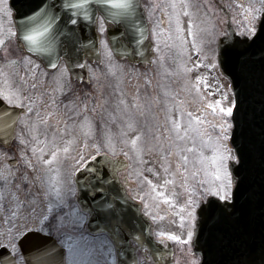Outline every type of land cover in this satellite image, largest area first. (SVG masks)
Listing matches in <instances>:
<instances>
[{"label": "rangeland", "instance_id": "obj_1", "mask_svg": "<svg viewBox=\"0 0 264 264\" xmlns=\"http://www.w3.org/2000/svg\"><path fill=\"white\" fill-rule=\"evenodd\" d=\"M9 1L0 0V36L7 37L6 45L14 39V36L8 37V29L15 31L12 10L11 15L8 14L11 9ZM249 2L250 0H239V3L245 5ZM199 3L201 5L199 10L193 9L196 15H181L180 17L181 27L185 30L186 37L183 50L178 46V41L169 43L170 40L161 38V44H164L162 46L164 53H160L162 56L160 60L157 56L158 61L156 59L157 62L155 61L156 64L154 63V68L151 70L143 71L127 63L119 62L113 57V54L111 58L108 57L103 44V62L102 65H92L93 67L90 68L92 73L90 85L72 86L64 66H61L53 74H47L43 70L34 68L33 65L28 64L25 67L18 63L17 66L21 65L22 67L21 77H25L26 71L35 72V79L28 76V81L29 83L39 82L36 89L29 88L27 84L23 86V96L25 97L23 105L29 99L33 100L34 104L28 103V107H33V112L28 113L29 116L21 122L19 141L31 143L30 148L33 149V147L41 146L36 137L39 140L44 139L42 140L46 152H43L44 159H48L51 152L60 149L58 160L61 178L73 181L77 172L75 161L80 156L95 155V144L102 143L103 147L100 151L106 150L113 154L106 142L110 137L116 149L115 153L126 155L132 164L130 170L138 179L136 196L140 195L146 199L149 210L155 211L156 217L159 219L161 217L163 223L168 225L170 224L167 219L169 209L172 210L171 212L175 210L176 215L190 216L198 204L197 195L205 196L201 182L203 181L206 186L208 179H214L205 175L204 166L199 159L201 153L209 158L208 171L211 172L213 166L210 158L217 142L216 138L226 136L227 139H221L220 142L231 150L229 145L230 131L232 130L231 117L226 112H220V108L234 105L230 82L220 72L217 55L214 54V50L217 53V41L220 36V34L218 35V23L222 21L223 24L224 19L220 16L219 19H215L210 8L207 9L208 14L205 15L203 2L199 0ZM232 5L237 11L236 21L243 29L246 24V21L242 19L244 13L235 0L232 1ZM190 19L195 24L196 45L208 46L210 50H205L202 47L200 53L195 51L196 45L191 43L193 37L188 31ZM163 21V28L170 30L175 35V19L173 18L170 22L169 16L164 14ZM213 25L214 27H212ZM200 29H206V31L202 32ZM163 35L166 36V33ZM102 40H106L105 33L102 34ZM212 41H215V45ZM168 44L169 47L166 46ZM197 61H200V64L194 67L197 65ZM110 64L115 66V72L109 67ZM209 64L215 66L208 67ZM0 65L5 66V61L0 60ZM8 74L10 75V72ZM0 78L4 77L0 76ZM66 81L69 83L65 85ZM3 87H5L4 81L0 80V88ZM39 93L44 94L42 100L38 98ZM52 98L55 99L54 105L50 103ZM217 101H219L218 104ZM85 103H87V110L83 108ZM209 104H213L215 107L208 108ZM48 112L53 113L51 118L47 117ZM75 112L81 116L77 117L74 115ZM37 113H39V119H47L48 124L41 125V130L38 128L34 131V127L32 129L30 125L37 120ZM189 113L192 114L191 117H189ZM197 115H201L199 126L194 120ZM85 118L91 125L90 129L86 126L82 127ZM129 118L136 121L133 128L128 127ZM205 119L208 123H203ZM173 120L180 125L178 134ZM224 121L231 125L227 131H222L218 127ZM51 125L54 126L51 127ZM28 127L30 135L34 136L33 139L28 136ZM37 130L49 131L47 138H39L36 134ZM201 132L203 135L198 134ZM138 133H142L137 141V145L142 148L140 154L131 144ZM177 135L183 139H178ZM193 145L196 150H189L193 148ZM66 147L69 149L67 153L63 151ZM231 152L235 156L234 151L231 150ZM182 156H187V161L182 160ZM13 157L14 153L0 149V179L7 175L9 182H12V185L9 184L11 191H15V185L20 183L19 177L25 171L28 172L29 180L39 174L29 170L26 161L22 166L19 164L17 167H10L7 164L8 159ZM27 159H32V157L29 155ZM229 161L231 160H226L225 164L228 165ZM177 164L180 167H177ZM168 165L171 166L168 167ZM183 169H187V172ZM9 173L14 175H8ZM194 173L198 174L194 175ZM148 181H152V184H149ZM45 183H47V178H45ZM215 183L219 185L220 181H215ZM0 185V189L6 188L3 186L4 183L0 182ZM190 189H194V191H189ZM45 190V187H40V181H37L32 186L31 195H27L22 189L19 198L21 201L32 199L39 192L41 195L35 200V207L39 213L43 211L47 203L43 195ZM158 192H164L165 196H170L172 199L165 200L163 196L157 195ZM195 192H198L197 195ZM189 195L195 201V206L188 203ZM222 195L224 196L223 189H221ZM9 198L10 192H6L5 200ZM15 203L13 201V204ZM176 203L180 206L175 205ZM0 210V233H3L5 229L11 228L15 223L11 212L17 211V209L10 207L7 213L2 208ZM19 210L31 211L30 208L24 209L23 207ZM2 239L3 235H0V240Z\"/></svg>", "mask_w": 264, "mask_h": 264}, {"label": "snow or ice", "instance_id": "obj_2", "mask_svg": "<svg viewBox=\"0 0 264 264\" xmlns=\"http://www.w3.org/2000/svg\"><path fill=\"white\" fill-rule=\"evenodd\" d=\"M235 2L244 13L242 19L246 21L240 35L245 37V42L251 41L254 43L260 34H264V0H250L247 5L239 3V0H235ZM200 7L199 0H170V2L163 4L151 5H141L139 0H41V3L30 14L23 16L17 23L16 31L8 29V37L16 36L19 47L27 50L30 54L40 53V58L44 54L50 56L52 53H57L55 63L50 59L48 60L50 66L56 68L59 66V53L57 50L62 48L66 56L72 50L78 51V49H75V41L79 37L78 30L85 24L98 28L99 33H106L109 31L108 23L111 22L114 26L112 31L117 34L112 37L116 44L119 43V37L127 40L132 45H142L146 30L145 25L149 24V18L145 15V11L150 10L151 14L154 15L155 10L159 9L162 14L169 16L170 22L173 18L175 19L176 35L174 36L170 30L162 27L164 21L161 16L154 24L150 25L157 41L161 40V33H166L164 39L178 41V46L183 50L186 37L184 35L185 30L181 27L180 17L181 15L194 16L196 12L193 9L198 11ZM204 7L205 15H207V9L211 5H205ZM8 14L11 15V9H9ZM188 24L190 25L188 31L193 37L191 43L196 45L197 33L194 21L190 19ZM70 26L73 27L70 28ZM200 31L204 32L206 29H200ZM223 35L225 39L217 44V48H220V45H225V47L218 53L214 50V54L220 57L226 54L229 47L227 44L228 33ZM6 39L7 37L0 36V59H3L9 66L19 63L27 67L28 64H32L31 55L13 59L12 52L6 45ZM91 43L89 41V44ZM101 43L106 49L107 56L111 58L113 48L109 47L107 40H102ZM157 51H159V48H157ZM195 51L200 53L201 47L196 45ZM199 64L200 61H197V65H194V67ZM33 66L36 69L40 67L39 64ZM207 66L214 67L215 65L209 64ZM67 67L66 64L65 68ZM109 67L115 72L114 65L110 64ZM3 68L4 65H0V76L4 77L5 84V87L0 88V134L11 138L15 135L18 113L15 111V107L9 106L22 107L25 99L23 86L27 84L29 88L36 89L39 82L29 83L27 77L30 76L35 79L36 73L26 71L25 77L20 78V84L15 85L12 83L9 74L3 72ZM205 86L208 87V85ZM38 98L42 100L44 94L39 93ZM28 103L32 105L34 101L29 99ZM50 103L54 105L55 99L52 98ZM218 103L219 101H217ZM125 107H128L126 103ZM214 107L213 104L208 105V108ZM83 108L87 110V103L83 105ZM27 111L32 113L33 107H28ZM220 112H226L231 117L233 106L222 107ZM74 115L78 117L80 114L75 112ZM188 115L189 117L192 116L191 113ZM52 116V112L47 113L48 118ZM194 120L196 125L199 126L201 115L195 116ZM135 123L136 121L133 118H129L128 127L133 128ZM203 123H208V121L205 119ZM47 124L48 120H40L39 113H37L33 130L36 131L41 125ZM173 125L178 134L180 125L175 120H173ZM85 126L89 129L91 127L87 118L82 122V127ZM218 127L222 131H227L231 128V125L224 121ZM198 134L203 135L202 132ZM37 135H39L38 132ZM141 135L142 133H138L136 138L131 141L138 154L142 153V148L137 145ZM185 135H187V132H185ZM177 138L183 139L179 135H177ZM221 139H227V137L216 138L217 142L210 158L213 166L211 172L208 171L209 158L201 153L199 159L204 166L205 175L214 178L208 179L206 186L202 181L201 187L205 196L213 194L221 196V189H223L224 196L221 198L227 199L229 188L232 185V174L225 161H239V157L234 156L231 150L220 142ZM106 142L115 154L116 149L111 138H107ZM23 143H27V141H23ZM94 147L96 155L80 156L75 161L77 172L89 174L88 178L85 179V185L86 189L90 191L91 199L87 202L80 201L79 193L73 187L71 179L61 178L58 160L60 149L51 152L49 158L44 159L42 155L44 149L37 150L33 147L34 155L37 151L41 154L37 156L35 162L27 159L26 165L29 170L39 174L29 180L28 172L25 171L19 177L20 183L15 185V191H11L7 187L0 189V208L4 209L5 213L9 211L10 207L17 209V211L11 212V217L15 220V223L11 228H7L3 233H0V235H3V239L0 240V264H124V261L120 260L116 254L121 240L120 220L114 217L112 211L114 205L104 197V192L106 186L111 185L118 179L117 169L126 167V165H123L119 160L109 159L106 152L101 154L102 143H97ZM68 150L67 147L63 149L65 153ZM189 150H196L195 145ZM187 159V156H182V160L187 161ZM38 165L41 167L38 168ZM170 166L168 165V167ZM177 167H180V165L177 164ZM183 171L187 172V169H183ZM197 174L194 173V175ZM8 175L14 174L9 173ZM45 178H47V183H45ZM3 179L6 181L7 175H4ZM126 180L127 177H125ZM37 181H40L41 187L46 188L43 195L47 200L43 211L39 213H37L35 207V200L41 195L39 192L32 199L21 201L19 198L22 189L27 195H31L32 186ZM215 181H220V184L217 185ZM148 183L152 184V181H148ZM166 183H169V181H166ZM189 191H194V189ZM6 192H10V198L7 200H5ZM157 195L163 196L165 200L172 199L170 196H165L164 192H158ZM137 199L142 200L143 196L137 195ZM13 201L16 203L13 204ZM188 203L195 206V201H193L191 195L188 197ZM21 207L24 209L30 208L31 211H20ZM153 219H156V217H153ZM181 220H184L183 216H181ZM92 228L95 230L92 231ZM158 236H167L175 241L181 240L180 236L171 233L160 232ZM191 236L192 232L189 231V240ZM134 238L140 239L139 237ZM162 242L157 241V243ZM133 264H136L135 260ZM261 264H264V258H262Z\"/></svg>", "mask_w": 264, "mask_h": 264}, {"label": "water", "instance_id": "obj_3", "mask_svg": "<svg viewBox=\"0 0 264 264\" xmlns=\"http://www.w3.org/2000/svg\"><path fill=\"white\" fill-rule=\"evenodd\" d=\"M40 3L41 0H12L16 24ZM145 29L142 45H132L119 37V43L116 44L112 37L117 34L109 29V43L114 54L120 59L127 58L135 64L141 63L145 66L150 64L153 53L152 44L147 38V24ZM78 31L79 37L75 41V49L78 51L72 50L66 56L62 48L58 49L59 62L63 59L67 62L73 79L88 81L86 66L82 65H86L87 60L101 62L99 35L97 28L90 24H85ZM89 41L92 43L89 44ZM227 44L229 45L227 52L223 57H219V62L222 72L231 79L236 93L237 107L233 116L235 130L232 144L239 157V164L232 163L231 170L237 186L232 203L210 199L204 209L206 214L213 209L218 212L231 211L241 216L240 221L246 215L252 225L249 239L253 248H258L257 250L262 251L264 256V34H260L254 43L245 42V39L233 34V37L227 40ZM224 47L225 45H221L220 50ZM32 55L41 59L46 67L53 68L48 60L55 63L57 53H52L50 56L44 54L42 58L40 53H32ZM15 111L21 112L16 108ZM10 139L0 134V141L6 142ZM88 175L80 172L77 177L81 202L91 199L90 191L85 185ZM104 197L114 205L112 211L114 217L120 220V228L133 237L141 238L145 235L147 225L139 214L138 207L126 198L118 180L106 186ZM258 251L256 253L260 255ZM255 257L257 258L253 254V259Z\"/></svg>", "mask_w": 264, "mask_h": 264}, {"label": "flooded vegetation", "instance_id": "obj_4", "mask_svg": "<svg viewBox=\"0 0 264 264\" xmlns=\"http://www.w3.org/2000/svg\"><path fill=\"white\" fill-rule=\"evenodd\" d=\"M228 15L229 16L227 17L224 14V16L227 19H229L230 17V19L233 20L234 12L229 11ZM0 148L5 152L14 153V157L11 159L9 158L7 163L11 167H17L19 164L22 166L24 161H26L27 156L29 155L32 157L31 160L35 162L37 158V154L40 153L39 151H37V153L34 155L32 151L33 149L30 148L27 145V143H23V142L21 143L16 140L11 147L3 148L0 146ZM35 148L37 150L40 149L37 147ZM6 161L7 158L5 159V163ZM40 167L41 166L38 165V168ZM0 180H1L0 182L4 183L3 186H6L7 188H9V184L12 185V182H9L8 178L6 181L3 178H1ZM149 212L152 214L151 211ZM0 214H1V210H0ZM169 216L174 221L170 222V224L168 225H165L163 223V219L161 217L160 219L157 217L158 222L157 220L156 222L159 225V228H157L158 233L165 232V233L175 234L181 237L180 241L171 240L169 239V237L165 236L162 240L163 241V243L161 244L162 247L157 246L153 250H148L147 248H133L134 252L130 250H122L123 257L122 255L119 256L120 250H117L116 254L118 258L124 261V264H133L134 260L136 261V264H202L204 260L202 253L199 254L195 253L193 247V236L195 230V228H192V226H194L193 216L191 215L185 216L183 214V215H179L177 218H172L176 216V213H173L172 215ZM181 216L184 217V220H181ZM189 231L192 232V236L190 240L188 239ZM158 233L156 234V236H158Z\"/></svg>", "mask_w": 264, "mask_h": 264}]
</instances>
